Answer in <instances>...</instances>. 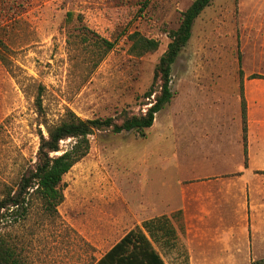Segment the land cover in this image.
I'll return each mask as SVG.
<instances>
[{
	"label": "rangeland",
	"instance_id": "374dc122",
	"mask_svg": "<svg viewBox=\"0 0 264 264\" xmlns=\"http://www.w3.org/2000/svg\"><path fill=\"white\" fill-rule=\"evenodd\" d=\"M191 1L0 0V179L14 186L34 160L38 131L45 134L66 109L82 118L143 111L167 31ZM131 31L156 39L157 48L129 54ZM83 34L114 43L91 70ZM169 77L171 97L144 137L89 135L87 153L61 176L55 213L44 214L34 200L25 219L3 222L0 232L16 242L23 264H82L91 244L108 245L178 200L174 240L155 242L167 249L166 264H182L186 253L182 209L190 228L202 214L212 230L233 232L239 79L242 94L244 84L264 85V0H211L194 18ZM203 249L208 262L201 264H264V252Z\"/></svg>",
	"mask_w": 264,
	"mask_h": 264
},
{
	"label": "trees",
	"instance_id": "16d2710c",
	"mask_svg": "<svg viewBox=\"0 0 264 264\" xmlns=\"http://www.w3.org/2000/svg\"><path fill=\"white\" fill-rule=\"evenodd\" d=\"M210 1L192 0L181 12L178 25L167 31L168 41L165 49L153 67L150 85L142 93L144 97L151 96V100L143 111L128 113L121 110L116 116L82 118L72 110L66 109L57 123L45 127V134L38 131L33 162L20 172L14 186L0 179V229L3 222L11 224L25 219L34 200L38 202L44 214L50 216L55 213L56 206L62 199L59 187L61 176L87 153L89 135L108 130L113 133L131 131L135 138L144 137V130L150 126L154 113L160 110L171 97L170 65L186 43L194 18ZM126 38L129 41L127 52L134 56H140L157 48L156 39L141 35L137 31L127 33ZM81 41L91 47L89 51L92 60L89 70L96 66L114 44L113 41L105 38L95 36L92 39L85 34L81 35ZM0 46L4 47L1 41ZM239 76H241L240 71ZM253 77L257 76L249 75V78ZM34 106L36 111L41 112L39 94L34 97ZM239 117L242 164L245 166L246 115L240 79ZM65 140L67 142L62 147L60 143ZM173 215L174 213L171 216ZM175 236V227L167 216L162 214L144 219L139 225L125 232L95 264H163L152 243L173 241ZM0 264H23V259L17 252L16 242L3 232H0ZM182 264H188L186 253L183 255Z\"/></svg>",
	"mask_w": 264,
	"mask_h": 264
},
{
	"label": "crops",
	"instance_id": "0c3cea01",
	"mask_svg": "<svg viewBox=\"0 0 264 264\" xmlns=\"http://www.w3.org/2000/svg\"><path fill=\"white\" fill-rule=\"evenodd\" d=\"M262 91L264 92V85L253 87L244 84L243 86L247 159L245 166L238 160V167L231 170L234 172V217L232 220L234 230L232 233L225 232L223 230L224 225H222L221 230L214 231L209 227V224H206V217L208 216L202 214H198V217L194 218L195 222L193 227L190 228L187 224L186 214L182 209L184 220L183 240L186 245L188 264L208 262L203 245H213L220 252H264V172H259L264 171V117H262L264 111L259 110L264 109V98L258 94ZM238 139H236V142H238L239 157H242L240 135ZM184 201H186V198L182 197L180 202L183 203ZM177 203H179V200L165 211L160 210L158 213L142 216L134 225H139L144 219L163 214L169 218L174 226L171 215L177 210L174 209ZM134 225L130 228H133ZM123 234L105 246L101 243L91 244V247H93L90 250L91 254L82 264H95ZM177 234L181 235L179 232ZM155 244L152 243L154 250L163 261V264H166L164 255L167 253V249L163 248L161 250L160 245L157 247ZM76 263L74 261V264Z\"/></svg>",
	"mask_w": 264,
	"mask_h": 264
}]
</instances>
